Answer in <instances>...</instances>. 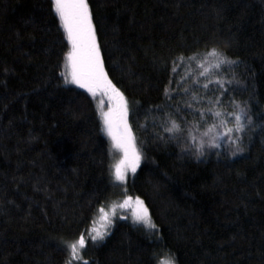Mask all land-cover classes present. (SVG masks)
Here are the masks:
<instances>
[{
	"label": "trees",
	"instance_id": "obj_1",
	"mask_svg": "<svg viewBox=\"0 0 264 264\" xmlns=\"http://www.w3.org/2000/svg\"><path fill=\"white\" fill-rule=\"evenodd\" d=\"M88 3L109 79L139 107L129 123L141 161L124 186L114 181L94 98L60 75L68 45L51 0H0V264H66L61 241L87 238L98 209L125 194L155 228L117 216L71 264H264V0ZM213 47L238 61L221 73L239 82L224 100L247 103L257 126L243 153L222 141L197 159L194 145L156 133L169 105L194 118L187 97L163 94L168 69L190 71L173 58Z\"/></svg>",
	"mask_w": 264,
	"mask_h": 264
},
{
	"label": "snow or ice",
	"instance_id": "obj_2",
	"mask_svg": "<svg viewBox=\"0 0 264 264\" xmlns=\"http://www.w3.org/2000/svg\"><path fill=\"white\" fill-rule=\"evenodd\" d=\"M51 9L59 20L68 45V50L64 53V70L60 75L66 85H76L86 90L91 97H100L99 114L103 131L110 137L113 147L122 153L114 165V179L124 182L128 171L135 173L141 161L137 139L129 123L130 111L138 112L139 107H130L124 93L109 79L88 0H51ZM177 61H180L181 65L186 62L190 71L177 79L175 73L179 69H168L172 75L164 86L163 94L166 99H175L173 93L187 97L183 100V108L190 110L194 118L187 120L181 115L183 109L180 102L174 106L169 105L174 107V112L165 113L167 118L161 125L163 131L157 132L156 138L178 142L183 139L186 147L182 151H188L194 145L195 152L192 154L197 159L205 155V146L219 148L222 141L228 143L231 156L243 153V136L257 125L247 103H242L234 97L228 101L224 100L225 96L230 95L231 86L239 83L236 73L231 72L227 79L221 77V73L233 69L238 61L229 58L215 47L203 53L196 52L186 56L183 61L180 56L174 57L173 63ZM202 79L205 81L203 84ZM210 85H217L218 90L209 94L212 91ZM105 102L107 110H104ZM195 105L200 107H194ZM153 107L162 110L160 105ZM117 208H130L135 224L155 228L145 202L139 196L133 199L125 194L123 202L113 204L108 211L104 207L98 209L100 219L106 222L104 231L91 227L86 229L87 238L81 233L73 241H61L70 254V260L66 261V264L82 259L80 253L87 241L96 243L104 240Z\"/></svg>",
	"mask_w": 264,
	"mask_h": 264
},
{
	"label": "rangeland",
	"instance_id": "obj_3",
	"mask_svg": "<svg viewBox=\"0 0 264 264\" xmlns=\"http://www.w3.org/2000/svg\"><path fill=\"white\" fill-rule=\"evenodd\" d=\"M99 100H100V97L99 96H97L96 98H94L95 106H96V109L98 111V114L100 113ZM104 110H107L106 102H105V105H104ZM99 116H100V114H99ZM101 124H102V120H101ZM102 128H103V124H102ZM105 135L107 136L106 133H105ZM107 138H108V140L110 141V144H111V151H112V174H113V179H114V171H115L114 165L120 159L122 153L118 149H116L115 147H113L110 137L107 136ZM132 173L133 172H131L130 170L128 171V173L126 174V180H127L128 176L130 174H132ZM126 180L124 182H119V181H115V179H114V181L117 182V183H119V184H121V186L122 185L123 186L125 185ZM124 196H121V197H119V198L111 201L106 206H104L105 210L108 211L113 204L118 205V204L122 203L123 202V199H124ZM133 199H135V198H133ZM126 213H132L131 212V209L130 208H124V209L117 208L116 209V215L114 217H112V221H113V219L115 217H117V216H124V214H126ZM100 215L101 214L98 211V213H97L95 219L93 220V223L91 224L90 228L91 227H95L97 229H100L101 231H104L105 230V224H106V222L105 221H102L100 219ZM166 260L167 261L165 262V264H173L172 261H170L169 259L166 258Z\"/></svg>",
	"mask_w": 264,
	"mask_h": 264
}]
</instances>
